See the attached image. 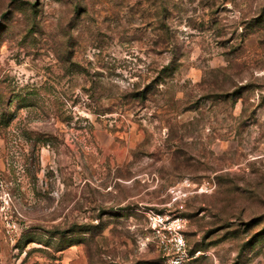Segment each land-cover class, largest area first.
Wrapping results in <instances>:
<instances>
[{
    "label": "rangeland",
    "instance_id": "obj_1",
    "mask_svg": "<svg viewBox=\"0 0 264 264\" xmlns=\"http://www.w3.org/2000/svg\"><path fill=\"white\" fill-rule=\"evenodd\" d=\"M0 264H264V0H0Z\"/></svg>",
    "mask_w": 264,
    "mask_h": 264
}]
</instances>
